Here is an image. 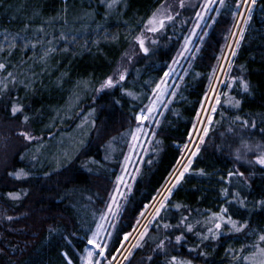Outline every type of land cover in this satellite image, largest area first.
I'll return each instance as SVG.
<instances>
[{
    "label": "trees",
    "instance_id": "1",
    "mask_svg": "<svg viewBox=\"0 0 264 264\" xmlns=\"http://www.w3.org/2000/svg\"><path fill=\"white\" fill-rule=\"evenodd\" d=\"M164 1L120 0L115 7L109 8L107 0H0V43L11 42L3 41L4 30L9 36L20 32L30 41H39L35 48L31 44L25 48L23 41L17 37V47L12 49L11 55L7 51L0 52V61L9 65L7 71L1 70L0 79H4L7 72L17 75V81L9 83V96L14 98L19 95L26 105L23 114L31 118L28 125L32 133L39 136L52 129L56 118L67 113V104L73 102L77 93L84 97L81 103L85 104L80 116L88 118L90 115V119L96 121V127L91 125L86 143L74 160L59 168L44 161L46 151L36 155L33 146L29 149L31 144L13 157V136L0 126L1 201L10 191L26 192L20 200L4 201L2 205L5 214H0V249H3L0 251V264H66L62 251H69L75 264H80L88 231L94 224L89 219L90 215L102 209L114 175L107 171L117 167L116 160L122 153L119 151H122L123 145L120 149L119 146L115 148L116 153L115 149L109 150L110 139L123 134L132 124V115L139 110L137 105L142 107L146 104L147 98L144 97L149 96L152 87L164 74L183 39L186 27L181 26L180 29L171 24L159 35L148 53L139 55V47L132 37L139 33L144 21ZM236 8L235 0L225 1L194 58L183 64V75L175 89L176 94L159 118L160 124L153 128L155 135L150 142V150L115 224L105 253L106 260L111 259L108 253H114L119 247L123 234L132 229L139 213L150 203L177 162L213 75V67L218 63L217 57L221 55L231 30L232 13ZM40 25L44 26L43 32L38 30ZM26 26L28 31L22 32ZM242 27L245 28L244 38L237 55L233 57L230 74L219 90L222 94L235 96L241 104L239 108H233L222 103L218 106L215 119H220L221 111L230 117L251 114L257 119L258 127L264 129V123H259L264 118V0H256L251 20ZM113 36L117 38L113 39ZM132 46L136 54L131 62L128 61L130 65L125 81L96 92L100 83L108 75H113L116 66L124 59V53L129 52ZM49 48L55 51L41 60L40 57ZM241 75L249 81L247 92L236 84L231 88L227 86L230 76ZM20 80H24L25 84L31 81L30 88L26 89L24 84L19 83ZM124 89L139 93L142 99L126 95ZM0 103L1 123H14L10 122L11 119L23 121V114L12 117L5 102ZM93 108L96 109L94 118L90 114ZM250 135L252 143L264 141L259 132ZM228 139L234 149L238 141L232 137ZM220 142L217 137L215 143L210 139L206 146L201 147L197 156L192 158L190 171L173 189L170 198V204L179 202L193 210L191 222L201 221L194 233L211 226L203 224V220L210 215V211H219L218 205L225 203L220 188L232 187L222 183L219 177L232 169L237 161L229 154L228 148L223 153L217 149L216 144ZM33 156L35 159H32ZM90 156L101 161L98 170L90 163L84 166ZM108 156L110 160L105 159ZM253 158L249 154L248 159ZM20 168L30 175L20 179L8 175V172ZM199 169H204L208 175H200ZM240 171L249 181L242 195H246L249 201L264 197V166L241 162ZM45 173L49 175L45 176ZM79 192L85 196L87 207L84 209H79L74 198L70 197ZM229 211H238L239 214L234 215L236 219L250 221L246 233H229L225 227L217 240L205 241L201 248L191 252L189 245L200 244V240L194 233L188 234V243L178 246L175 251L170 249L169 255L190 258L202 264H236L237 261H233L226 250L230 247L237 250L242 242L252 244L253 239L264 232V209L250 203L247 209L233 204ZM182 212L183 209H173L171 216L178 218ZM5 215L14 219L9 221ZM49 226L56 231H51ZM69 233L72 234L71 243L65 239ZM153 247L150 241L144 248L136 250L134 264L152 255ZM164 260L163 255L155 256L152 264H163ZM102 264L105 263L102 261Z\"/></svg>",
    "mask_w": 264,
    "mask_h": 264
},
{
    "label": "snow or ice",
    "instance_id": "2",
    "mask_svg": "<svg viewBox=\"0 0 264 264\" xmlns=\"http://www.w3.org/2000/svg\"><path fill=\"white\" fill-rule=\"evenodd\" d=\"M119 2L120 0H107V5L109 8H113ZM218 2L220 5L225 4V0H218ZM214 3H217V0H206V3L203 5V9L205 11L210 10V5ZM255 4L256 0H235L236 7L238 9L245 8L247 15H245L244 12L238 11L234 13V16L243 17L242 23L247 25L251 20L252 8ZM179 6L181 8L185 7V0H179ZM215 11L219 13L220 9L217 8ZM196 17L198 18L196 21V27H200V20L204 19L203 11L196 12ZM173 19L174 15L171 14V6L162 5L160 8L153 11L147 20L144 21L143 28L140 29L137 35L132 37V40L138 44L139 49L143 53H148L150 51L149 47L146 46V41L150 39L148 33H159L161 30L165 29L166 22L172 21ZM212 19L215 20L214 17ZM209 27H211V25H209ZM43 28L44 26L40 25L38 30L43 32ZM27 31L28 26L22 30V32ZM192 32L195 34V28L192 29ZM244 32V27H239L238 33L233 32L232 37H236L234 40L235 47H232V44L226 43L224 47L228 49V52L225 53L222 48L221 56L217 57L218 62L220 60H227V68L229 72L232 64L234 63L230 57H235L237 55V49L240 47L241 40L244 38ZM61 35L63 36V33ZM205 35H207V32H205ZM17 37L23 41V47L25 48H28L29 44H31L32 48H35L36 44L39 43V41L28 40L27 37L21 35L20 32H17L14 36H9L7 30H4L3 41L10 40L11 42L0 43V52L7 51V53L11 55L12 49L17 47ZM112 38L116 39L117 37L113 36ZM201 39H203V37H201ZM190 41L191 37L186 36L184 44L185 50L188 49V43ZM151 43L155 44L156 40H151ZM85 44H87V41ZM197 50H199V46H197ZM51 51H55V49H46L40 59H45ZM135 54V51H132L131 54L125 52L124 57H126L128 61H131ZM183 55V51L178 53V56ZM193 55H195V53H193ZM174 63H178V61L174 59ZM8 66L9 65L6 62L0 61V70L7 71ZM217 67L222 69L224 65L218 64L213 67V76L209 81L208 92L205 93L204 100L201 101V108L197 112V117L193 122L192 129L188 133L189 142L184 144L185 153H182V157L176 162L177 168L170 174L172 176V180L169 181V183H171V187L167 184L163 185L162 190H158V195L152 198V202L145 205L146 211H141L140 217H145L147 212V215L150 218L147 223L143 225V231H140L139 228L135 229L138 233L135 237L136 242L130 243V246L127 247V255H123V253L125 251V242H130L132 239V233L129 232H125L123 234V238L120 241V247H117L114 253H108L111 259L108 260L107 264H116L118 256L122 257L120 264H124V262L132 264L134 250L144 248L150 241L154 245L152 255L141 258L140 264H152L155 256L159 255L165 256L163 264H193V261L190 259H185L177 255H169V250L171 249L172 251H175L178 246L187 244L188 234L194 233L195 227L201 224V221L196 220L195 223L191 222L190 216L193 210L187 205H183L179 202L170 204V198L173 195V189H175L184 178L185 173L190 171L192 158L197 156V154L201 151V147L206 146L210 139L213 140V143H215V138L218 137L221 142L216 144L217 149L223 153V150L228 148L229 154L234 156L237 163L232 169L223 173L219 177L222 183L232 185V187L226 186L220 188V195L224 198L225 203L218 205L219 211L209 210L210 215L203 220V224H211V226L207 227L206 230L194 233L196 237L199 238L200 244L189 245V251L191 252L195 249L201 248L205 241L217 240L223 234L225 227H227V231L229 233H246L250 227V221L248 219L241 221L234 218V215H238L239 213L238 211H229L233 204L247 209L248 205L251 203L256 208L264 209V197L259 200L249 201L246 195H242L244 187L249 186V181L245 176V173L240 171L241 162L249 165L255 163L260 166H264V141L252 143L250 135L253 132H259V134L264 137V129L258 127L257 119H255L251 114H247L246 116L230 117L226 112L221 111L219 113L220 119H215L218 106H221L222 103L228 104L233 108H239L241 104V101L235 96L222 94L215 87H213L212 81L217 79L214 75L217 71ZM240 67L241 69L243 68L242 65ZM171 71L172 70L170 68L169 71L165 72L164 76L161 77V81L156 83L155 88L151 89L154 94V98L152 96L144 97L149 100V103L142 107L137 105L139 111L132 115V123L135 124V128L130 127L126 133L131 138L128 142L129 153L124 155V160L126 162H131V156L135 154V149L138 146H142L140 143L141 136L149 134L152 136L155 135L154 129L146 131V125L154 124L158 126L160 124V120L156 119V117L163 115V112H159L158 109L161 107H168L167 104L162 102L165 98L164 93H166L169 88L165 78L171 75ZM127 74L128 68L122 62L117 66L116 70H114L113 75H108L100 83L99 87L95 89V91L99 93L105 89L118 85L121 81H125ZM114 76L117 78H114ZM9 81H17V75L14 72H7V77L0 79V97L5 96L10 91ZM19 83L24 84L26 89L31 86V81H29L28 84H25L24 80H20ZM219 83H224V81H219ZM233 84L238 85L244 92H247L250 88L249 81L242 75L239 77L230 76V82L227 86L231 88ZM124 92L128 96H133L136 99H142L139 93H135L128 89H124ZM209 93H211V95H209ZM175 94L176 93L173 90L172 95L174 96ZM222 96L224 97L223 100ZM115 103H119V101H115ZM205 104H207V106H205ZM25 108L26 105L21 102L19 95L8 99V111L12 117H15L18 114H23ZM95 111L96 109L94 108L90 109V114L95 113ZM30 119L29 115L23 114L24 127L19 128L17 132L18 135L22 136L27 141L39 139V137L34 136L32 134V130L27 127ZM85 119L87 120V117ZM82 123H84V121H82ZM259 123H264V118H262ZM91 124L93 128L96 127L95 120H92ZM221 129H223V131H221ZM48 135H51L50 131L48 132ZM229 137L238 141V144L234 149L228 139ZM190 143L192 144V148L194 150H189ZM249 154L253 155L254 158L248 159ZM185 156L187 157V163L184 162ZM109 158L110 157H105V159ZM32 159H35V157L33 156ZM68 159H71V157H68ZM92 162L99 163L98 161ZM59 167H61V165L58 162L57 168ZM176 172L179 174L177 175ZM198 172L200 175H208L205 173L204 169H199ZM8 175L20 179L28 177L30 173L25 171L23 168H20L8 172ZM44 175L48 176L49 173H45ZM126 175H128L127 165L123 164L121 166V173L116 175L115 180L112 182L113 188L112 191L108 193V200L105 202L104 208L100 210L98 219L94 220L95 228L89 229L91 236L87 238V244L94 245L95 249H98L99 251L97 252L95 249L85 246L83 253L80 255L81 264H102V262L99 259H95V257L105 256L106 250L109 247L107 240H105V236H112V232L108 231V228H115V224L112 221L119 215L120 208L122 206L120 201L121 199H126L127 193L131 191V185L127 183ZM132 179H135V177L133 176ZM24 194H26V192L10 191L6 195L12 200H20ZM173 209L177 211L183 209V212L178 218H176L175 216H171ZM5 219L11 221L14 217L6 215ZM172 219H175L176 222H171ZM137 223L139 224V219ZM49 227L51 231H56L55 228H52L51 226ZM71 238V233L65 237L69 243H71ZM257 239L260 243L253 242L252 245L255 248V251L244 254L248 246L246 244H242L239 251L230 247L226 250V252L232 256L233 261H239L240 264H244V262H248V264H264V246H261V244H264V232H260ZM100 241H103V243ZM0 251H3V249H0ZM61 255L64 257L66 264H75L73 256L70 255L69 251H62ZM200 255H206V253H200Z\"/></svg>",
    "mask_w": 264,
    "mask_h": 264
},
{
    "label": "rangeland",
    "instance_id": "3",
    "mask_svg": "<svg viewBox=\"0 0 264 264\" xmlns=\"http://www.w3.org/2000/svg\"><path fill=\"white\" fill-rule=\"evenodd\" d=\"M205 3H206V0H185V7L181 8L179 6V0H166L158 7V8H160L162 5H170L171 6V14L174 15V19L172 21L166 22V27L171 25V24L172 25L176 24V27L177 28L179 27L180 29H181V26L186 27L185 32L183 34V39L179 45V49L177 50L176 54L174 55V57L170 61L167 69L165 70V72H167L171 68L172 71H171V75L169 77L165 78L167 85H169V88H168V91L166 93H164L165 98L162 102L164 104L168 105L169 102L171 101L172 97H173L172 91L173 90L175 91L176 87L178 86V84L180 82V78L183 75V73H182L183 64L188 59L192 60L194 58L193 53H196L197 46H199L205 40V38H206L205 32L208 33V30L210 28L209 25H211L212 22L214 21L212 18L214 17L216 19L220 13L222 7H223V5H220L218 0H217V3L210 5V10L205 11L203 9V5ZM217 8L220 9L219 13H217L215 11V9H217ZM198 11H203V13H204V19L200 20V27H196V21L198 19L196 17V12H198ZM238 11L244 12L245 15H247L245 8H239V9L236 8V10L232 14L234 15V13H236ZM242 21H243V17H241V16H234V18H233L231 30H230V32L227 36V40H226V43L232 44V47H235L234 40L236 38V37H232V33L233 32H236V33L239 32V27H242L244 25L242 23ZM166 27H165V29H166ZM193 28H195V34H193V32H192ZM163 31H164V29L161 30L159 33H155V34L148 33V36L150 39L148 41H146V46L149 47V49L153 48L152 46L156 44V43L155 44L151 43V40L155 39L157 42L159 35ZM186 36L191 37V41L188 43V49L187 50L184 49ZM201 37H203V39H201ZM226 43H225V45H226ZM223 50L225 53L228 52V49L226 47H224ZM132 51H135L133 46L130 48V51L128 53L131 54ZM181 51L184 52V55L178 56V53ZM135 53H136V51H135ZM140 54L142 55L143 52L139 49V55ZM123 58L124 59L119 64H121L123 62V64L128 68V66L130 65L129 62H131L132 60L128 62L126 57H123ZM230 58L233 60V57H230ZM174 59L177 60L178 63H174ZM218 64H222V65H224V67L222 69L217 67V71L214 74L217 79L213 80L212 84H213V87H215L219 91L220 86L222 84V83H219V81H224L226 76H229L230 72L227 68V60H220L217 63V65ZM116 68H117V66H116ZM116 68H115V70H116ZM0 72H1V70H0ZM163 76H164V74L161 77H163ZM6 77H7V74L5 75L4 78H6ZM161 77L159 78L157 83H159L161 81ZM114 78H117V77L114 76ZM10 82L11 81H9V83ZM155 85L152 87V89L155 88ZM83 89L86 90L85 88H83ZM108 89H110V88H108ZM208 89H209V84L207 86L206 92H208ZM9 95H10V91L5 96L0 97V102H5V107H6V105L8 107V104H6V103H8V99L10 98ZM209 95H211V93H209ZM75 96L76 97L73 99V102H70L71 104L70 103L67 104V107H66L67 113L61 114V116L59 118H56V122L51 125L52 129L49 130L51 132V135H48L49 131H46L44 134L36 136V137H39V139H37V140L27 141L22 136L17 134L19 128L24 127L23 121H21V120L15 122V119L14 120L11 119L10 122H14V123L9 124L10 126L7 125L6 122H2V123L0 122V126L1 125L3 126L1 129L7 130L13 136L12 137V142H14V149L13 150H15V151H14L12 156L14 157L15 155H18V153L20 154L23 150L28 148L29 145L31 144V147H29V149L30 148L32 149V146H33L35 148L36 155H38V156L42 155L43 151H46V155L43 156V159H44V161L48 162L49 164H54L55 166H57V163L59 162L61 166H65V165L69 164L71 161H73L75 156L77 155V153L85 145L86 139H87V136L89 133V129L92 125L91 124L92 118L90 119V115L88 116L87 120L85 119L86 117L80 116L81 113L83 112V107L85 106L84 103L83 104L81 103L84 97L79 96L78 93ZM149 96H152L154 98V94L152 93V91L150 92ZM204 97H205V95H204ZM204 97H203V100H204ZM148 103H149V100L147 99V102L145 105H147ZM205 106H207V104H205ZM200 108H201V106H200ZM200 108H199V110H200ZM164 109L165 108L161 107L160 109H158V111L163 112ZM85 112H87V111H85ZM94 115H95V113H92L93 118H94ZM78 116H80V117H78ZM160 117L161 116H157L156 119H159ZM8 120H6V121H8ZM82 121H84V123H82ZM27 127L30 128L29 125H27ZM130 127L135 128V124L134 123L130 124L128 129L126 131H124V133L121 134L120 136L110 139V142H109L110 145L108 146L109 150H114L115 148H118V146L120 149L121 146L123 145L122 151H119V152H122L121 156L119 157V159L116 160L117 167L116 168L112 167V169L110 168L109 171H107V172H109V174H111L112 172L114 173V175H113V181H114L115 176L121 173V166L123 164H126L127 165V173H128V175H126V180H127V183L131 185V191L127 193V198L121 199V201H120L122 206L120 208L119 215L112 221L114 224H117V222H118V220L122 214L124 205L126 204V201L129 197L130 193L132 192L133 188H134L135 182L140 175L142 166H143L145 159H146V156L150 150L149 149L150 142L153 138V136L151 134L146 135V136H141L140 137V143L142 146H138L135 149V154L131 156V162H126L124 160V155L129 153L128 142L131 140L130 136H128L126 133L130 129ZM155 127H156V125H154V124L146 125V131H148L149 129H153ZM188 142H189V136H188L186 143H188ZM145 150H147V151H145ZM189 150H194L192 148L191 143L189 144ZM114 153H116V149L114 150ZM182 153H185V149H183ZM65 154H67V155H65ZM107 154H110V156H111V153H107ZM110 156H108V157H110ZM68 157H71V159H68ZM181 157H182V154H181L180 158ZM20 158L21 157H19V160H20ZM109 160H110V158H109ZM92 161H98V160L93 158V156H90V157H88V160H86V163L84 164V166L87 167L86 164L90 163L92 165H95L96 166L95 169L98 170L100 167L99 164L101 163V161H98L99 163H93ZM83 162H85V160ZM184 162L187 163V157L186 156L184 157ZM176 168H177V165H176V167L175 166L173 167L172 171L169 173L168 177L166 178V180L164 181L162 186L167 184L169 187H171V183H169V181L172 180V176L170 174L173 173ZM100 169H102V168H100ZM137 169H138V171H137ZM176 174L178 175L179 173L176 172ZM133 176L135 177V179H132ZM162 186L158 190H162ZM112 188H113V185H112L109 192L112 191ZM158 190L154 194V196L158 195ZM83 196H84V194H82L80 192L75 193L73 195H70V197L72 199L74 198L76 204L79 206V209H84L85 206L87 207V204H85V202H84L85 196L84 197ZM3 200L4 201H12V199L8 198L7 195H5ZM107 200H108V195H107V198L105 199V202ZM4 201H1V197H0V214L3 212L2 215L5 214L4 209H2V205L4 204ZM105 202L103 204L102 209L105 206ZM151 202H152V199H151L150 203ZM143 211H146L145 208L143 209ZM99 212L100 211L92 212L89 219L93 222H94V220H97ZM94 213H95V215H94ZM140 213H139V216H138L135 224L133 225L132 229L129 231V233H132V239H131L130 243L136 242L135 237L138 235V233L135 231V229L139 228L140 231H143V225L146 224L148 219L150 218L147 215V212H146L145 217H140ZM84 219H85V217H84ZM138 219H139V224L137 223ZM94 228H95V223L93 224L91 229H94ZM114 229L115 228H108V231L112 232V234H113ZM247 234L251 236V232H248ZM89 236H91L90 231H88V237ZM257 237H255L253 239V242L260 243L258 241ZM105 240H107V242L109 243L110 237L105 236ZM100 242L103 243V241H100ZM130 243L125 242V251H124L123 255H127V247L130 246ZM242 244H246L248 246L247 250L244 254H247L248 252L255 251V248L252 246L253 243L248 244V241L240 243L239 248L237 249L238 251L240 250V246ZM86 246L95 249L94 245H88L86 243ZM261 246H264V244H261ZM119 247H120V245H119ZM95 251L98 252L99 250L95 249ZM135 251L136 250H134V255H135ZM134 255L132 257V264H134V262H133ZM95 259H99L101 262L103 261L105 264H107V262H108V260H106L105 256H103V257L97 256V257H95ZM185 259H190V258H185ZM121 260H122V257L118 256L116 264H120ZM140 261H141V259L137 262L140 264ZM237 262H238V264H240L239 261H237ZM237 262H236V264H237ZM160 263H161V261H160ZM80 264H81V262H80ZM124 264H127V262H124ZM193 264H202V263L193 261ZM244 264H248V262H244Z\"/></svg>",
    "mask_w": 264,
    "mask_h": 264
},
{
    "label": "built area",
    "instance_id": "4",
    "mask_svg": "<svg viewBox=\"0 0 264 264\" xmlns=\"http://www.w3.org/2000/svg\"><path fill=\"white\" fill-rule=\"evenodd\" d=\"M183 149H184V147H183ZM183 149H182V151H183ZM181 154H182V152H181ZM181 154H180V156H181ZM180 156H179V158H180ZM179 158H178V159H179ZM176 165H177V164H175L174 166L176 167Z\"/></svg>",
    "mask_w": 264,
    "mask_h": 264
},
{
    "label": "bare ground",
    "instance_id": "5",
    "mask_svg": "<svg viewBox=\"0 0 264 264\" xmlns=\"http://www.w3.org/2000/svg\"><path fill=\"white\" fill-rule=\"evenodd\" d=\"M131 242V241H130ZM130 242H128V243H130Z\"/></svg>",
    "mask_w": 264,
    "mask_h": 264
}]
</instances>
